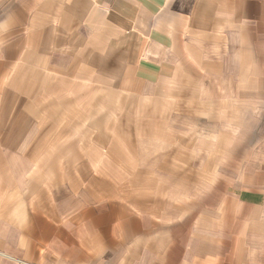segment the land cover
I'll list each match as a JSON object with an SVG mask.
<instances>
[{
	"label": "crops",
	"instance_id": "obj_1",
	"mask_svg": "<svg viewBox=\"0 0 264 264\" xmlns=\"http://www.w3.org/2000/svg\"><path fill=\"white\" fill-rule=\"evenodd\" d=\"M0 264H264V0H0Z\"/></svg>",
	"mask_w": 264,
	"mask_h": 264
},
{
	"label": "rangeland",
	"instance_id": "obj_2",
	"mask_svg": "<svg viewBox=\"0 0 264 264\" xmlns=\"http://www.w3.org/2000/svg\"><path fill=\"white\" fill-rule=\"evenodd\" d=\"M108 89H113L110 85H107ZM167 88H170L169 86H163L161 88V92H165L167 91ZM176 100H180L176 99ZM207 100L213 101V99L211 98H200V97H190L189 99L184 100L182 103L178 105L175 110L172 109L171 107H165L164 110L165 113L161 114L160 113V120L162 118V120L160 121V131H159V136L160 137H164L166 138L168 136V132H173L174 133V137H182V133L184 132H189L190 130H188L189 128V119L187 117L184 116V114H188V111H192V113L199 115L200 114L202 116H210L212 118V113L208 114V111H211V109H208L209 103L207 102ZM141 103L139 102L137 105H140ZM212 105V107L214 108L215 106L217 107V110L219 111L218 107L219 104L216 105L215 103L210 104ZM167 106V105H165ZM207 110L206 112L204 110ZM213 113L215 112L212 111ZM178 113V114H177ZM191 113V112H190ZM215 117V116H214ZM213 117V118H214ZM203 120H205V117H203ZM215 123H202L201 128L203 130H210V129H214ZM172 128H174L172 130ZM162 147H160L161 149ZM167 148V146L163 147V149Z\"/></svg>",
	"mask_w": 264,
	"mask_h": 264
}]
</instances>
